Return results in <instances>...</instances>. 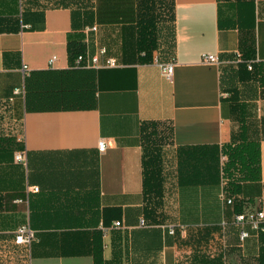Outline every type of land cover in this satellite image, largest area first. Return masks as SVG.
Instances as JSON below:
<instances>
[{"label": "crops", "instance_id": "obj_1", "mask_svg": "<svg viewBox=\"0 0 264 264\" xmlns=\"http://www.w3.org/2000/svg\"><path fill=\"white\" fill-rule=\"evenodd\" d=\"M166 1L170 30L155 31L139 0H95L90 13L0 0V264H264V232L242 241L234 223L237 200L264 205V0ZM80 51L99 64L75 66ZM246 55L254 70L239 63ZM242 120L246 141L260 143V173L226 204L221 148ZM146 123L167 159L220 155L219 182L175 194L167 182L150 211ZM21 225L30 244L16 241Z\"/></svg>", "mask_w": 264, "mask_h": 264}, {"label": "trees", "instance_id": "obj_2", "mask_svg": "<svg viewBox=\"0 0 264 264\" xmlns=\"http://www.w3.org/2000/svg\"><path fill=\"white\" fill-rule=\"evenodd\" d=\"M42 3L45 7L51 8H84L85 12L90 13L95 5V0H42ZM139 6L143 20L149 23V26H154L155 31L159 16L163 14L167 18H172L171 8L166 0H139ZM152 34L151 30V36L154 39L155 34ZM248 59L249 56L246 55L239 63L247 64ZM256 63H252L251 70L255 69ZM258 64L261 65V68L258 69V77L261 84H264V62ZM248 131V127L242 120V125L237 128L236 132L234 131V140L223 144L221 148V153L227 157L222 165V176L225 180L224 189L227 195L232 196L234 200L239 198L242 193V181L257 179L260 173V143L246 141L245 136ZM143 135L146 148L144 188L148 191L149 197L153 199L154 205L150 211H155L157 205L162 203L167 182L170 183V188L173 187L170 190L172 194L177 193V189L183 186H198L200 184L214 187L219 182L220 155L216 152H207L204 159L197 150L180 151L176 160L174 158L167 159L161 145L163 140L157 130V125L155 123L144 124ZM238 138L241 141H236ZM167 165L172 168L167 170ZM210 192H207L208 196H212ZM237 202L235 210L238 212L241 210V206L237 205Z\"/></svg>", "mask_w": 264, "mask_h": 264}, {"label": "built area", "instance_id": "obj_3", "mask_svg": "<svg viewBox=\"0 0 264 264\" xmlns=\"http://www.w3.org/2000/svg\"><path fill=\"white\" fill-rule=\"evenodd\" d=\"M105 49L101 50V53H104ZM55 56H52L50 63L53 62ZM203 61L209 63H219V56L215 53H205L202 57ZM248 68L252 69V63L254 60H248ZM107 63L115 64V59H108ZM99 64L98 55H90L86 51H80L77 53L74 65L77 67H86L91 65ZM162 73L167 77L171 78L174 73V64L166 63L162 65ZM17 91V90H16ZM107 147L106 139H100L98 142V148L100 151H104ZM17 161H25L26 155L25 151H18L15 155ZM38 189V187H35ZM221 197L226 202V204H233L234 198L228 196L226 191L223 190ZM144 223V220H142ZM234 223L239 227V237L240 240L244 241L251 234V230L257 233L264 232V205L253 207V208H244L241 211H238L234 214ZM121 224V221H116L115 226ZM170 232H174V228L170 229ZM34 238L33 231L26 225H21L17 229L16 241L20 243H31Z\"/></svg>", "mask_w": 264, "mask_h": 264}, {"label": "rangeland", "instance_id": "obj_4", "mask_svg": "<svg viewBox=\"0 0 264 264\" xmlns=\"http://www.w3.org/2000/svg\"><path fill=\"white\" fill-rule=\"evenodd\" d=\"M159 9H161V7H159ZM161 11V10H160ZM165 14V13H164ZM160 17V19L158 20V22H160V23H168V25H169V30H170V24H169V22H170V18H167L166 16H164L163 14H162V16H159Z\"/></svg>", "mask_w": 264, "mask_h": 264}]
</instances>
